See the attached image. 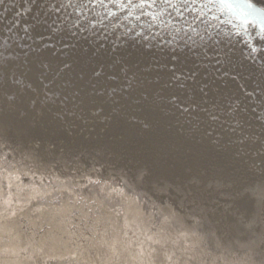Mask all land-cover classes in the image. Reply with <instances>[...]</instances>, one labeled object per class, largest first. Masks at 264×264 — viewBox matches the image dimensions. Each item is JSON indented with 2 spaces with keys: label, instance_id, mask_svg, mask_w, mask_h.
I'll return each mask as SVG.
<instances>
[{
  "label": "rangeland",
  "instance_id": "374dc122",
  "mask_svg": "<svg viewBox=\"0 0 264 264\" xmlns=\"http://www.w3.org/2000/svg\"><path fill=\"white\" fill-rule=\"evenodd\" d=\"M58 1L82 33L0 0L23 30L0 33V222L26 264H264V33L206 0Z\"/></svg>",
  "mask_w": 264,
  "mask_h": 264
},
{
  "label": "bare ground",
  "instance_id": "6f19581e",
  "mask_svg": "<svg viewBox=\"0 0 264 264\" xmlns=\"http://www.w3.org/2000/svg\"><path fill=\"white\" fill-rule=\"evenodd\" d=\"M255 1L257 3H259V4L264 6V1H262V0H255ZM56 2H57V4L55 5V3H54V5L52 6L53 10L50 9L51 11L47 13L49 22H52L53 24H55V25H52V26L49 27L50 30H52V33L55 34V35H58V36H60L62 34H65V33H73V32L75 33L77 31H78V33H80L81 30L77 29V27L75 26L76 24L74 22H71L72 21L71 20V16H69L67 18H66V15L60 16L61 15V13L59 14L60 11H57V10L60 9L59 8L60 7V2L58 0H56ZM55 7H57V10L54 11ZM8 11L9 10L7 9L6 12H4L3 14L0 15V18H3L4 22L8 21L7 20V18L9 17V15L7 13ZM229 11L231 12V14H233L235 16V19H237L238 21L240 20L236 13L232 12L231 10H229ZM25 16H28V14L25 15ZM18 19H20L19 22H23L24 21L23 20L24 18L19 17ZM43 19H44V17H43ZM59 23H61V24H59ZM249 23H251V22H249ZM249 23H246V24H249ZM252 23H253V25H255L256 30L258 32H260L262 34L264 33L263 32L264 30L261 29L260 21H256V22H252ZM34 25L35 24L30 26L28 31L24 30L25 33H27V34L36 33L37 34L39 29H36ZM7 28L8 27L5 28V33H4L3 31L1 32L2 26H0V33L5 34L7 36L12 35L13 33L21 32V31H22L21 33H23V30H20V28H18L17 30L12 29L10 32H7ZM91 32H94V31H91ZM94 35H96V34H94ZM78 36L81 37V35H78ZM87 37L92 39V40L96 38L93 41L94 43L104 42L105 44H108L109 46H112V47H114L116 43H119L120 39H121L119 33L114 32V31L105 32V34H103V37H101V35H97V36L87 35ZM124 40H125L124 42L127 43L126 44L127 47L129 45H131L132 42L129 40V38H125ZM79 42H80V40H79ZM149 43L152 46H154L156 42L155 41L153 42L151 40ZM136 46H138V45H136ZM159 48H163V47H159ZM225 50H227V49L220 48V52L221 53L224 52ZM155 51H156V49H155ZM158 54H161V53H158ZM224 57L226 59V57H229V56L228 55L227 56H223V58ZM230 57H231V54H230ZM242 87L244 89L243 85H242ZM242 87L239 86L237 88L241 89ZM12 229L14 230V227H12ZM12 229L9 226L7 227L6 224L0 222V237H1V240H0V264H9L10 263L9 261H11L12 264H26L31 259L32 255L29 254L28 256L23 257L24 253L22 252V250H24V248H26V246L33 245L34 242H32V241L26 242V240H24L22 238L23 236H24L25 239L30 237L29 234L26 235V233H25V235L21 236L23 233L21 231L19 232V230L16 231V234H12L13 233ZM4 233H6L7 235H3ZM32 235H34V233ZM3 238H9V239H3ZM52 254L53 255H62L63 253L60 252V251H57V249H56V251L52 252Z\"/></svg>",
  "mask_w": 264,
  "mask_h": 264
},
{
  "label": "snow or ice",
  "instance_id": "6c2138e0",
  "mask_svg": "<svg viewBox=\"0 0 264 264\" xmlns=\"http://www.w3.org/2000/svg\"><path fill=\"white\" fill-rule=\"evenodd\" d=\"M71 2V0H69ZM87 2V0H86ZM99 3H103V0H97ZM198 0H140L138 5H132V0H128V4L133 7L144 8L146 4L150 7H155L157 4L166 5L172 7L179 14V6L196 5ZM210 5H218L221 9H228L238 15L242 25L249 22L260 21L261 29L264 30V8H257L252 0H206L204 7ZM164 8L160 9V13H163ZM146 15H152L151 13H145ZM157 17L152 15V19Z\"/></svg>",
  "mask_w": 264,
  "mask_h": 264
}]
</instances>
